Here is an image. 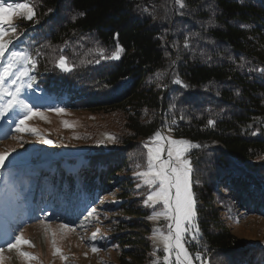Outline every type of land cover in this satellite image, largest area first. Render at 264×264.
Returning <instances> with one entry per match:
<instances>
[{"label":"trees","instance_id":"1","mask_svg":"<svg viewBox=\"0 0 264 264\" xmlns=\"http://www.w3.org/2000/svg\"><path fill=\"white\" fill-rule=\"evenodd\" d=\"M27 1L36 15L15 25L19 48L36 62L30 93L120 113L107 146L54 155L47 139L45 217L94 224L97 245L115 250L118 264H152L146 218L159 206L142 205L136 172L146 167L145 143L170 127L199 145L188 153L199 226L196 240L185 238L189 252L206 264H264V244L245 243L227 224L236 207L264 218V0H183V8L176 0ZM118 45L119 59L108 58ZM60 56L70 72L57 66ZM18 168L37 178L33 164L2 174ZM112 209L119 212L107 218Z\"/></svg>","mask_w":264,"mask_h":264},{"label":"rangeland","instance_id":"2","mask_svg":"<svg viewBox=\"0 0 264 264\" xmlns=\"http://www.w3.org/2000/svg\"><path fill=\"white\" fill-rule=\"evenodd\" d=\"M0 2L13 5L29 3L27 0L19 2L0 0ZM18 20L27 19L23 18L21 13H15L12 23L15 24ZM5 28L7 29L8 25H5ZM5 40L12 41L9 45V53L11 51H22L18 46L19 38L17 39L16 34H12L10 30L9 35L5 36ZM9 53H6L4 59L0 61V71H2V65L7 62ZM20 63L22 62L16 63L13 72L21 67L26 68L28 71L29 64L23 62L24 64L20 66ZM13 79H15V76L7 77L5 87L15 92L18 86H22L20 99L26 104L38 109L42 116L33 115L25 121L24 127L29 130L23 132L17 131V125L26 115L25 109L18 107L14 110L7 111L3 117H0V135H2L0 137V153H9L4 162V166L0 167V176H4L2 180L0 178V248L4 249L2 264H118L115 258V250L97 245L99 233H97L94 224H88L86 226L74 225L64 220V218L49 220L39 212L40 209L38 206L42 202L49 204L50 195L53 193L52 189H46L48 186H44V183L36 191L38 199L42 197L43 200L36 199L30 203L29 199L26 201L28 205H26V202H23L19 185L26 186L25 190H28V178L32 177L31 172L27 173V178L25 176L16 177L22 180L19 185L17 182L10 180L7 175L5 176L1 173L3 171L2 168L12 169L13 166H23V169H27L29 164L35 165L36 169H45L49 165L47 159H49L50 153L52 152L51 143L44 142L48 138L54 139L53 141L51 140L54 155H78L91 144L109 145L112 139L110 140L108 137H112L116 131L120 113H117L114 109L110 112L102 113L89 108L68 107L62 104V98L48 101L39 93H30L27 88L28 76L24 77L22 81L18 80L16 84L11 83ZM8 99L10 97L5 95L3 100H0V104L5 103ZM56 108H62L64 111L57 113L54 111ZM65 122H67V125ZM249 128L250 123L242 126V130ZM30 129H35L36 131L33 132ZM158 131L161 133L163 139H149L147 144L150 147L154 148L160 143H164L165 147H167L168 138L177 140L184 139L195 145L193 140L173 134L170 127H165L162 131ZM154 134L151 138L154 137ZM192 148L190 147L185 153V158L188 160V153ZM147 151L148 149L146 148V167L137 171V175L148 170ZM166 158V151L162 152L161 159ZM138 179V185L143 187L146 200L149 193L155 190V186L146 184L145 178L142 175H138ZM110 198L111 192L98 200L95 206L100 207L105 205ZM58 201H61L60 197ZM148 204L159 206L158 209L146 218V222L150 227L151 242L153 248L156 250L153 252L152 264H154V261L156 264H165L163 257L166 253L163 250V244L157 237H154L153 230L156 229L167 234L168 225L172 221L165 219L164 216L149 219L154 213H160L166 209L162 201L156 202L155 204L149 201ZM142 205H145V203L143 202ZM118 212L119 209L110 210L107 218H110ZM227 218H229L227 222L229 228L240 240L245 243L264 244L263 217L244 214L239 207H236L233 213H228ZM21 223L22 226H19ZM64 225H68L69 227L64 228ZM194 231L195 229H191L189 233L185 234V238L191 237ZM21 232L25 239L32 241L34 246L21 245L20 251L29 253L35 259L22 257L15 249L8 250L7 244L13 242L15 237ZM93 233H96L95 238H93ZM53 240H55V245H53ZM187 243L188 240L186 245ZM94 247L99 249V251L93 252ZM55 248H59L60 252L55 253ZM169 264H175L174 253L170 256ZM193 264H201V262L196 263L194 260Z\"/></svg>","mask_w":264,"mask_h":264},{"label":"snow or ice","instance_id":"3","mask_svg":"<svg viewBox=\"0 0 264 264\" xmlns=\"http://www.w3.org/2000/svg\"><path fill=\"white\" fill-rule=\"evenodd\" d=\"M176 3L180 7H185L183 0H176ZM15 13H21L23 18L27 20H32L36 15L34 6L30 3H18V4H5L0 2V61L5 57L6 53H9V45L12 43L11 40H5V36L9 35V30L12 34L17 33V25L13 24V15ZM8 25V28H5ZM18 39V35H17ZM98 52L103 54V49H97ZM123 49L118 45L117 51L112 54L110 59H119V54ZM18 62H26L31 64L33 68L35 67V61L30 55L23 51H11L8 55L7 62L2 65V71H0V100H3L4 96L10 97L5 103L0 104V117H3L5 113L9 110H14L15 108H23L26 110V115L17 125V131L23 132L27 129L24 127L25 121L30 119L33 115H41L38 109L26 104L20 99V92L22 86H18L15 92L10 91L6 85V78L15 76V79L11 80L12 84H16L17 81H22L24 77L28 76V71L26 68H18L13 72V68ZM98 62V61H97ZM57 66L60 67L65 72H70L72 69L69 66L66 57L60 56L57 61ZM260 71L264 72V69ZM33 79L29 77V80ZM178 82V81H177ZM32 87L31 83L27 85ZM57 113H62L64 109L56 108L54 109ZM43 118V117H42ZM213 121H209V124H213ZM67 125V122H65ZM35 132V129H30ZM108 139H114L109 136ZM150 139H163L161 133L157 131L153 138ZM45 143H51V141L45 140ZM147 151V171L138 175H142L145 178V183L148 185H154L155 190L151 191L144 201L145 205L149 201L154 204L156 202L162 201L165 206V211L160 213H154L149 219H155L157 216H164L165 219L171 220L172 223L168 225V233L164 234L159 230L154 229L153 235L157 237L159 241L163 244V250L166 253L163 260L165 264H169L170 256L175 255V264H193L194 259L200 260L201 264H205L201 258V254L197 253L195 257L189 252L186 247L185 234L189 233L191 229L195 231L191 235L192 240H196L199 234V226L194 223L197 212L195 207L194 194L191 190L190 184V174L192 168L190 166V161L185 158V153L190 147H199V145H193L190 141L184 139H167V147L164 143L158 144L156 147H150L145 143ZM167 153L166 159H161V153ZM9 153H0V167L4 166V162L7 159ZM140 187V185H137ZM96 210L93 209V212ZM91 215V213H90ZM174 224V228H173ZM188 225V226H186ZM64 228H68V225H64ZM55 235V234H53ZM96 233H93V238H95ZM21 245L34 246L31 240L25 239L23 233L21 232L17 235L13 242L7 244L9 251L15 249L20 256L27 259H35L27 252L20 251ZM53 245H55V240H53ZM158 246V245H157ZM3 251L0 248V264L3 261ZM99 249L93 248V252H98ZM60 249L55 248V253H59ZM65 258V257H62ZM154 264L156 262L154 261Z\"/></svg>","mask_w":264,"mask_h":264}]
</instances>
